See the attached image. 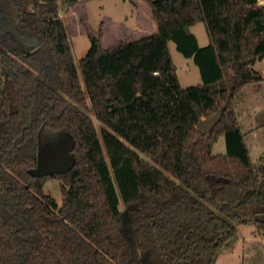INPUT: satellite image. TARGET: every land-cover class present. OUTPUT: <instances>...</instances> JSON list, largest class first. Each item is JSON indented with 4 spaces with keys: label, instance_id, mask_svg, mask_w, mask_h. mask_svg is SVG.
Returning <instances> with one entry per match:
<instances>
[{
    "label": "trees",
    "instance_id": "trees-1",
    "mask_svg": "<svg viewBox=\"0 0 264 264\" xmlns=\"http://www.w3.org/2000/svg\"><path fill=\"white\" fill-rule=\"evenodd\" d=\"M60 1L72 33L91 40L80 70ZM132 1L158 31L118 39L109 17L98 30L86 22L84 1L0 0V264H216L238 225L264 227V162L233 106L262 79L264 3ZM170 40L201 84L181 85ZM220 109L209 133L198 127ZM56 135L73 163L45 171L39 145ZM222 135L227 150L214 153ZM48 179L61 180L62 204Z\"/></svg>",
    "mask_w": 264,
    "mask_h": 264
},
{
    "label": "rangeland",
    "instance_id": "rangeland-1",
    "mask_svg": "<svg viewBox=\"0 0 264 264\" xmlns=\"http://www.w3.org/2000/svg\"><path fill=\"white\" fill-rule=\"evenodd\" d=\"M122 2L123 0H86L79 6V9L82 10L86 22L91 27L98 30L103 19L108 17L113 19L114 15L119 16L120 13L125 12L126 9H124V6L121 4ZM127 2L131 4L129 0H127ZM260 3H264V0H260ZM60 4V11L63 13L62 18L67 23L64 12L68 11V7L61 1ZM68 30L70 32L75 62L80 70V59L86 55L87 50L91 46V40L89 35L85 32L71 35L72 30H70V28ZM193 32L202 44L209 41L210 37L207 33L205 24L202 22L193 27ZM169 46L171 47L172 58L183 86L189 87L194 85L193 76L196 71H194L193 61H189L190 59L185 57L178 50L174 41H169ZM258 65V68L262 69L264 73V60L258 62ZM258 100L261 102L260 108L257 110L252 109ZM237 105L240 111H244V115H242V124L246 141L250 148L252 160L259 166L264 162V90L249 87L238 97ZM256 111L257 113H255ZM249 112H251V114H249ZM87 113L93 119L98 131L101 132L102 124L95 113L91 109H88ZM255 125L258 126V130L253 132L252 127ZM55 139L58 141L57 135L56 137H52V140L55 141ZM68 150L69 148L66 146L65 150H62L59 154V159L56 158L50 161L49 165L51 171H64L72 165V157ZM226 150V137L222 135L214 144L213 152L225 153ZM44 191L46 194L55 198L59 204H62L64 194L61 187V180L48 179L45 182ZM120 207L122 210H126L127 208L123 202L120 203ZM216 264H264V227H260L256 223L254 217H252L249 223L238 225L236 234L226 243Z\"/></svg>",
    "mask_w": 264,
    "mask_h": 264
},
{
    "label": "crops",
    "instance_id": "crops-1",
    "mask_svg": "<svg viewBox=\"0 0 264 264\" xmlns=\"http://www.w3.org/2000/svg\"><path fill=\"white\" fill-rule=\"evenodd\" d=\"M129 1L131 2V4H128L127 0H125V1L123 0V2L121 3L124 6V9H126L124 13H120L119 16L114 15L113 19L110 18L115 23V27L118 30V35H119V36L117 35L118 39L124 38L126 40H133V39H137V38H140V37H143L145 35H148V34H151V33L158 31V26L155 23V21L153 20L150 10L143 3L138 4L132 0H129ZM64 14L67 18V26L69 29L70 24H71L70 13L65 11ZM199 23L200 22H198V23H196L190 27L192 32H193V27ZM73 34L74 33L71 32V35H73ZM198 41H199L200 46H206L210 43V38H209V41L207 43H204V44H202L199 39H198ZM168 44H169V42H168ZM169 48H170V52H171V47L169 46ZM188 58L190 59L189 61H193V63H194L193 67L195 69L194 71H196V72H194L195 75L193 76L194 77L193 82H195L194 85L201 84L202 83V76L200 73V68L195 63L193 57H188ZM262 60H264V58ZM262 60L257 61L253 65L254 69H256L258 71V73L262 76V79L259 81L250 82V83H247L246 85H244V87L241 89V91L233 99L234 109H235V112H236V115H237V118H238V121H239V124H240V127H241L243 133H244V129H243V124H242V115H244V111H240V109L238 108L237 99L249 87L254 88V89L258 88L259 90H262V89L264 90V73H263L262 69L258 68V66H259L258 62H261ZM178 76H179V74H178ZM179 79H180L181 85L183 86L180 77H179ZM184 88H186V87H184ZM260 103H261L260 100H258L256 102V104L252 107V109H254V110L259 109L261 106ZM255 113H257V111ZM249 114H251V112H249ZM257 130H258L257 125L252 127L253 132L257 131ZM244 137H245V133H244ZM245 140H246V137H245ZM246 143L248 145L247 141H246ZM248 148H249V145H248ZM249 151H250V148H249ZM220 153H224V152H220Z\"/></svg>",
    "mask_w": 264,
    "mask_h": 264
},
{
    "label": "water",
    "instance_id": "water-1",
    "mask_svg": "<svg viewBox=\"0 0 264 264\" xmlns=\"http://www.w3.org/2000/svg\"><path fill=\"white\" fill-rule=\"evenodd\" d=\"M223 114V110L220 109L214 114H212L209 117L203 118L200 120L198 127L202 129L203 131L209 133L211 129L219 122L221 116ZM50 143V144H49ZM59 139L58 141L50 139V142L48 141V148L45 147L44 143H40L39 145V151H38V160L40 165L42 166V169L45 171H49L50 168L43 167L47 161H50L52 159H59V154L62 152L63 147H60ZM258 219L262 222H264V216L258 217Z\"/></svg>",
    "mask_w": 264,
    "mask_h": 264
},
{
    "label": "flooded vegetation",
    "instance_id": "flooded-vegetation-1",
    "mask_svg": "<svg viewBox=\"0 0 264 264\" xmlns=\"http://www.w3.org/2000/svg\"><path fill=\"white\" fill-rule=\"evenodd\" d=\"M49 142H50V141H49ZM44 144H45V147L48 148V142H45ZM49 144H50V143H49ZM60 145H61V144H60ZM60 147H61V146H60ZM61 148H62V147H61ZM50 161H51V160H50ZM50 161H47L46 164H45L43 167H47V168L49 167V168H50V165H49Z\"/></svg>",
    "mask_w": 264,
    "mask_h": 264
},
{
    "label": "built area",
    "instance_id": "built-area-1",
    "mask_svg": "<svg viewBox=\"0 0 264 264\" xmlns=\"http://www.w3.org/2000/svg\"><path fill=\"white\" fill-rule=\"evenodd\" d=\"M79 1H86V0H79ZM59 15L62 17L63 13L60 11Z\"/></svg>",
    "mask_w": 264,
    "mask_h": 264
}]
</instances>
